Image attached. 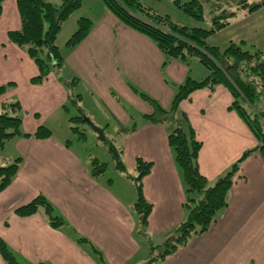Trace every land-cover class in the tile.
<instances>
[{"label": "crops", "instance_id": "crops-1", "mask_svg": "<svg viewBox=\"0 0 264 264\" xmlns=\"http://www.w3.org/2000/svg\"><path fill=\"white\" fill-rule=\"evenodd\" d=\"M79 11L83 13L78 19L93 21L89 36L74 49L66 45L64 72H52L44 82L34 84L32 80L39 75L36 63L9 39L10 32L22 28L16 0L4 1L0 85L13 86L0 98V111L3 102L18 97L24 133L34 134L46 126L53 135L47 139L15 137L0 150V167L22 159L11 185L0 192V239L18 264H146L151 247L164 245L188 211L182 173L168 143L176 124L150 122L145 115L152 114L153 108L134 87L168 109L176 92L173 84L181 85L188 77L199 80L192 75L191 62L174 60L164 66V55L156 44L123 24L103 0H84ZM197 68L206 75L200 65ZM76 74L86 81L101 110L95 125L122 150L126 168L135 170L139 158L153 164L142 182L143 195L153 206L146 237L140 234L134 210L137 199L131 202L114 191L113 180H105V174L94 178L87 155L46 123L61 116L60 122L71 130L66 83L72 88ZM74 90L72 94L81 96L80 106L83 96ZM233 101L222 85L201 89L180 104L176 117L183 128L192 127L202 142L200 172L211 183L258 145L248 125L230 109ZM113 120L117 126H111ZM58 121L53 119V123ZM110 128L112 134H106ZM38 196L47 199L65 226L54 228L42 210L31 216L16 213ZM78 238L86 241L78 242ZM0 264H8L1 254ZM154 264H264V159L259 151L242 162L229 206L211 229Z\"/></svg>", "mask_w": 264, "mask_h": 264}, {"label": "trees", "instance_id": "trees-1", "mask_svg": "<svg viewBox=\"0 0 264 264\" xmlns=\"http://www.w3.org/2000/svg\"><path fill=\"white\" fill-rule=\"evenodd\" d=\"M4 1L0 0V17ZM60 1V5H57L47 0H16L22 28L19 31L10 32L9 39L13 44L26 50L29 57L36 63L39 75L32 80L34 84H41L52 71L59 73V69L64 66L65 59L57 45L58 37L64 23L82 8L84 2V0ZM143 1L103 0L108 11L123 24L145 35L156 44L164 55V66L174 60L189 64L193 59H198L210 71L209 76L201 81L188 77L181 85L173 84L176 92L168 109L162 107L157 100L135 89V92L153 108L152 114L145 115L150 122L176 124L175 129L168 136V143L182 173L186 193L185 207L188 211L186 220L176 228L164 245L151 247L146 264H154L175 254L194 236L208 232L229 206L230 192L242 162L258 151L264 159V62L260 52L253 53L244 50V41L239 44L231 42L223 51L208 45L207 39L230 25L229 20L237 18L236 12L229 14L224 12L223 18L216 17L213 20L215 25L211 30L188 28L174 23L167 16L146 9ZM176 4L190 16L200 20L204 19L203 5L199 0H192L184 6L178 1ZM263 4L264 2L250 4L249 0H242L240 8L252 12L258 10ZM92 28L93 21L90 18H79L78 29L68 40L67 46L70 49L77 47L89 36ZM66 85L70 86L67 83ZM219 85L231 92L234 101L230 109L236 111L248 125L258 145L246 151L227 173L211 183L200 172L199 154L202 142L198 140L192 127L185 129L178 123L176 115L180 104L188 100L195 91L205 88L213 90ZM7 90V85L0 86V98L6 94ZM80 99L81 96L70 93V104L76 107L79 115L70 118L69 121L72 124L88 125L86 113L78 106ZM21 109L20 102L2 103L0 150L15 137L47 139L53 135L52 131L45 126L39 127L34 134L24 133L20 116ZM71 130L73 133H79L80 136H86L84 131L77 126L71 125ZM103 143L112 155L115 169L126 173L127 168L123 162L122 150L117 148L114 141L108 137ZM21 162L22 159L18 158L13 163L0 167V192L11 185L19 172ZM90 164L94 178L104 175L108 170L107 164L97 158H91ZM152 165L149 161L137 159L138 175L134 178L137 189L134 210L139 216L140 234L144 237L147 236V221L153 206L143 195L142 182L143 178L150 173ZM128 177L131 176L128 175ZM40 210L44 212L54 228L65 226L64 219L54 213V207L44 196H38L32 202L18 208L16 213L19 216H31ZM77 240L78 242L86 241L83 238ZM0 254L8 264H18L2 239H0Z\"/></svg>", "mask_w": 264, "mask_h": 264}, {"label": "rangeland", "instance_id": "rangeland-1", "mask_svg": "<svg viewBox=\"0 0 264 264\" xmlns=\"http://www.w3.org/2000/svg\"><path fill=\"white\" fill-rule=\"evenodd\" d=\"M48 1L57 5H60L61 3L60 0H48ZM177 1L179 2V4L184 6L185 4L190 3L192 0H144L142 3L146 9H149L150 11L155 12L159 15L167 16L168 18H170L171 21H173L178 25L185 26L188 28H200L205 30H211L215 25L213 24V20L216 17L223 18L224 12L226 14H229L231 12H236L237 18L230 19L229 20L230 25L218 31L217 33L211 35L207 39L208 45L211 47H217L221 51H223L230 45L231 42L239 44L240 42L244 41L245 42L244 50H248L253 53L260 52L261 59L264 62V4L258 10L249 12L248 9L243 10L240 8L242 0H199L203 5V14H204V19L200 20L187 14L182 7H179L178 4H176ZM255 2L263 3L264 0H249L250 4ZM82 11L84 10L82 9ZM82 11H77L70 17L68 21L64 23L62 32L58 37L57 45L59 46L60 51L65 59L64 65H68L66 63V59L68 57L67 53H69V49H68L69 47L66 48L67 47L66 45L68 40L78 29L77 19L78 17H80V15L82 16L83 13ZM197 65H200L201 69H203V71H206V75L204 72L202 73V71L200 72L198 71ZM64 67H61L59 71L62 69V71L64 72L65 71ZM191 69H192L193 77L198 78L199 81L203 80L210 74V71L205 66H203L198 61V59H193L191 61ZM52 72L57 73L58 71H52ZM72 78H73V80L71 81L72 83H74L76 79L78 80H76L77 82L74 84L72 88L68 87V89L70 93H72V90L74 88L75 92H79V94H82L84 102H81L80 107L84 109L86 114H88V118L90 116H93L92 120L90 118L89 119L95 124L100 120L99 115L101 110L97 108L98 105H96L94 100L91 98L92 91H90V88L86 83V81H83V79L79 75L76 74ZM7 86H8V90H7L8 92L10 91L13 85L10 84ZM88 88L89 90L87 91L86 89ZM134 88L139 89L137 86H135ZM141 92L144 93V91L142 90ZM148 96L152 98V96L150 95ZM11 102H19L18 97L10 99L6 103H11ZM69 108H70V115L67 116L65 112H62L64 117L67 116L68 119L70 117L79 115L78 111L75 108H73L70 104H69ZM179 111L177 112L176 115L177 118H178V114L180 113ZM20 116L21 118L24 117L23 108L21 109ZM60 117L61 116H55L53 118L59 120L57 123L56 122L53 123V119L51 120L48 119L46 123L49 125L52 124L55 130L57 131V134L61 138L69 140L71 144L74 146V148L77 149L78 152H80L83 155H87L89 159L97 158L102 163H106L108 170L104 175L105 180H113L114 182L112 186L113 190L120 193L122 197L124 198L128 197L127 200L132 199L131 202L133 200L136 201L137 189H136V183L134 181V178L138 175L136 169L133 170L127 168L126 173L116 170L114 160L108 148L106 147V145H104L103 142L99 140L98 135L94 131L89 129L88 125L82 123L72 124V126H77L79 127L80 130L84 131L83 133H85L86 136L83 137L80 136L79 133H73V131L70 130L69 126L65 127L64 121L60 122ZM109 119L112 118L109 117ZM134 122H132L131 124L133 125ZM101 124L102 126H104L102 122ZM111 126L112 127L117 126V123H115V121L113 120ZM112 131H113L112 128H110L109 131H106V134H112ZM0 164L3 163L0 161ZM128 175H130L131 177H128Z\"/></svg>", "mask_w": 264, "mask_h": 264}, {"label": "water", "instance_id": "water-1", "mask_svg": "<svg viewBox=\"0 0 264 264\" xmlns=\"http://www.w3.org/2000/svg\"><path fill=\"white\" fill-rule=\"evenodd\" d=\"M87 123H88L89 127L91 128V130L94 131L98 135L99 140L101 142H105L106 136L104 134V131L101 128L97 127L89 118H87Z\"/></svg>", "mask_w": 264, "mask_h": 264}]
</instances>
